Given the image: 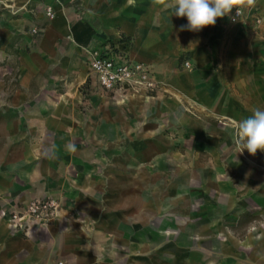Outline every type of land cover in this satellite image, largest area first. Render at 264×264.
<instances>
[{"label":"rangeland","instance_id":"1","mask_svg":"<svg viewBox=\"0 0 264 264\" xmlns=\"http://www.w3.org/2000/svg\"><path fill=\"white\" fill-rule=\"evenodd\" d=\"M151 1L155 5V0H142L140 6L149 12ZM108 2L112 8L129 13L137 3ZM6 3L0 7V28H9ZM87 3L29 0L28 15L24 14L30 47L23 51L31 64H36L39 57L50 65L49 72L35 78L31 101L61 105L56 114L46 113V119L55 117L61 122V145L69 166L64 186L86 183L85 171L91 167L97 175L104 170L125 175L126 185L120 187V195L127 205L132 204L134 194L141 195L142 209L136 214L141 226L135 231L136 245L133 230L128 236L131 240L125 241V264H263L262 259L251 255L252 245L259 240L248 230L252 225L260 226L264 215L247 208L252 198L248 191L256 187V175L260 179L264 173V152L252 156L244 150L241 154L235 139L238 123L255 109L264 110V28L254 29L253 49L243 57L235 81L218 79L206 87L189 89L190 97L177 86L160 97L157 93L115 96L101 92L87 80L76 86L69 83L72 77L87 76L89 51L96 48L77 43L73 28L87 20L98 25L100 17L87 12ZM243 8V18L234 19L233 8L221 22L253 20L251 9ZM110 14L112 11L106 12V17ZM14 17L21 19V13ZM58 21L66 28L63 35L53 28ZM5 37L4 33L1 42ZM239 39H245L243 33ZM21 41L20 35H13L14 43L8 50L13 62L2 59L0 63L1 77L10 89L17 87ZM0 52V57H5L1 47ZM188 56L183 53L179 57L180 71L195 68L191 62L186 66ZM57 67L59 71L68 67L73 74L56 82L52 77ZM210 94L219 95L213 98ZM205 105L211 109H205ZM107 195L111 206L113 202L118 204L117 194L105 193L104 199ZM59 199L62 206L69 207L66 191ZM135 246L137 256L129 257L133 252L128 251Z\"/></svg>","mask_w":264,"mask_h":264},{"label":"crops","instance_id":"2","mask_svg":"<svg viewBox=\"0 0 264 264\" xmlns=\"http://www.w3.org/2000/svg\"><path fill=\"white\" fill-rule=\"evenodd\" d=\"M5 1L7 23L8 18L11 19L9 28H0V47L5 50L0 63L2 59L13 62L8 50L14 43V34L21 36L22 41L18 44L22 51L17 87L7 88L0 74V264H56L58 261L64 264H125V241L131 240L128 236L133 230L132 240L136 245L135 231L141 226L136 218L142 209L141 195L134 194L132 204L127 205L125 200L121 201L124 195H120V187L126 185L125 175L111 174L107 170L97 175L91 167L85 171L86 183L64 186L66 180L63 181V177L67 176L69 166H66L67 155L61 145V122L55 117L50 121L46 119V113L56 114L61 105L31 101V86L35 78L49 72L50 65L39 57L36 64H31V58L23 51L30 47V35L24 19L28 15L29 0H0V7ZM86 1L87 12L100 18L98 25L93 20L77 22L73 27L76 42L95 45L96 48L110 47L112 55L124 53L134 61L147 64L153 78L166 85L157 93L159 97L164 92L172 93L175 86L181 87L183 95L190 97L189 89L206 87L218 79L237 80L236 71L243 63V57L253 49L254 29L264 28V0H256L253 7L242 5L251 9L253 20L223 24L218 18L214 26L199 32L179 30L187 24V19L173 15L171 0H155L156 6L151 1L149 12L140 6L142 0H136L131 13L112 8L108 0ZM154 7H157L156 11ZM111 11L112 14L106 17V12ZM19 12L21 19L14 17ZM259 16L263 17V22L257 25L255 19ZM53 28L62 35L66 32L60 21L54 22ZM4 33L5 41L1 42ZM241 33L244 40L239 39ZM183 53L189 55L188 61L195 67L193 70L180 71L177 68ZM73 66L77 70L78 62ZM67 68L59 71L57 67L52 77L54 81L73 74ZM86 71L87 76L72 77L70 85H80L87 80L101 92L120 95L102 89L89 65ZM39 92L38 89L37 97ZM133 95L148 96L147 93ZM218 95L210 94L213 98ZM176 96L179 97L178 94ZM205 109L211 108L205 105ZM99 176L102 177L101 184ZM260 177L256 175V187L248 191L252 198L247 210L252 213L260 210L264 215V173ZM64 191L69 194V207L62 206L60 202L58 217L51 223L35 224L27 233L10 226L8 216L23 210L31 200L56 198L60 201ZM109 192L117 194V205L113 202L111 206L109 195L104 199V194ZM248 234H257L259 240L252 245L251 255L264 261V217L261 225H252ZM128 252H133L128 256L135 258L136 246Z\"/></svg>","mask_w":264,"mask_h":264},{"label":"built area","instance_id":"3","mask_svg":"<svg viewBox=\"0 0 264 264\" xmlns=\"http://www.w3.org/2000/svg\"><path fill=\"white\" fill-rule=\"evenodd\" d=\"M240 15L234 9V19L244 17V9L239 7ZM257 25L263 22V17L255 19ZM110 47L94 48L89 51V66L96 77L99 86L108 92L117 94H154L162 90L164 83L153 78L149 66L134 61L124 53L112 55ZM190 67L191 63L186 62ZM61 203L56 198H42L31 200L23 210L11 213L8 222L14 230L27 233L35 224H49L59 214ZM56 264H64L58 261Z\"/></svg>","mask_w":264,"mask_h":264},{"label":"clouds","instance_id":"4","mask_svg":"<svg viewBox=\"0 0 264 264\" xmlns=\"http://www.w3.org/2000/svg\"><path fill=\"white\" fill-rule=\"evenodd\" d=\"M256 0H173V15L186 17L187 24L180 27V31L199 32L214 26L218 18L228 15L233 8L240 15L239 7L255 6ZM235 143L239 153L244 150L255 156L258 151L264 152V110L255 109L253 114L238 123ZM75 151V146L70 145Z\"/></svg>","mask_w":264,"mask_h":264}]
</instances>
